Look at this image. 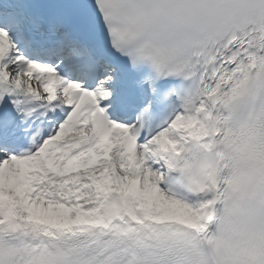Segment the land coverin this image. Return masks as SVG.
Returning <instances> with one entry per match:
<instances>
[{
  "label": "snow or ice",
  "instance_id": "snow-or-ice-1",
  "mask_svg": "<svg viewBox=\"0 0 264 264\" xmlns=\"http://www.w3.org/2000/svg\"><path fill=\"white\" fill-rule=\"evenodd\" d=\"M0 264H264V0H0Z\"/></svg>",
  "mask_w": 264,
  "mask_h": 264
}]
</instances>
